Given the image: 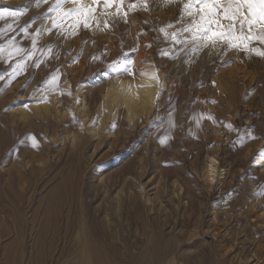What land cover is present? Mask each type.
Instances as JSON below:
<instances>
[{
    "label": "rangeland",
    "instance_id": "obj_1",
    "mask_svg": "<svg viewBox=\"0 0 264 264\" xmlns=\"http://www.w3.org/2000/svg\"><path fill=\"white\" fill-rule=\"evenodd\" d=\"M89 1L96 8L92 24L85 27L81 20L73 29L75 18L63 21V28H52L50 19L41 18L55 0H42L39 7L34 0H0V10L21 13L27 5L18 19L0 18V45L7 47V41L14 38L15 46L25 50L13 52L11 59L6 51L0 59V88L10 81V86L16 83L13 87L20 93L16 99H23L29 109V102L36 101L31 100L34 95H23L36 85L31 93L42 91L37 111L42 107L51 111L47 116L29 109L33 115L23 120L10 119L0 111V131L12 140L0 164V232L5 227L8 232L1 234L2 244L14 237L15 216L21 220L19 233L28 250L27 263L35 264L34 257L40 255L37 264H79L89 241L84 228L88 217L95 215L100 224L109 218L103 224L106 232L100 227L98 237L112 261L196 264V259H207L201 254L209 242L232 249L233 242L245 236L262 263L264 165L261 171V156L254 153L264 145V58L242 49L225 51L220 41L195 52L189 50L190 45L176 44L171 33L190 22L187 16L181 19L188 0H110L108 8L103 0ZM130 4L135 7L129 9ZM71 6L69 0L64 8ZM46 20L44 31L49 36L41 40L36 29ZM30 21L26 35L21 29ZM90 27L95 31L90 33ZM250 47L264 50L258 41ZM19 60L26 67L13 75L12 67ZM145 64H150L161 82L156 107L146 121L130 129L123 106L109 109L103 91L107 78L131 80ZM54 78L60 82L52 92L58 99L48 105V81ZM63 79L85 92L86 119L78 114L75 92L69 87L67 95L64 90ZM101 113L113 116L106 120L102 135L91 137L89 127ZM46 121L51 126L44 129ZM80 133L86 140L83 150L77 141ZM74 135L77 139L71 141ZM210 156L216 160L211 183L206 177ZM58 182H64L60 195L68 203L61 209L64 218L55 228L48 223L49 230L40 238L45 199ZM129 194L139 198L141 217L136 218L130 209ZM105 225L111 226L109 232ZM238 230L242 232L237 235ZM167 243L176 245L175 250L171 255L167 251L168 256L158 263L154 249H164ZM109 247H116L118 256Z\"/></svg>",
    "mask_w": 264,
    "mask_h": 264
},
{
    "label": "bare ground",
    "instance_id": "obj_2",
    "mask_svg": "<svg viewBox=\"0 0 264 264\" xmlns=\"http://www.w3.org/2000/svg\"><path fill=\"white\" fill-rule=\"evenodd\" d=\"M30 4H32V3H30ZM83 4L89 5V6L94 8V12L92 13V18H93L94 15L96 14V8H95L94 4L89 0H84ZM47 24H48V20L41 22L39 27H38V28H41L43 26L42 31L39 33V34H41V37L39 36L41 40L42 39L45 40L46 36L47 37L49 36L44 31L45 28L47 27ZM91 24H92V22L90 21L89 26ZM88 31L91 33V32H94L95 29L90 27V28H88ZM62 48H64V46ZM51 58H52V56H51ZM142 69L143 70L138 74V76H136V78H132L131 80L123 79V78L116 77V76L115 77L113 76V78L110 77L109 79L107 78V80H108V82L106 81L107 87H105V91H103L104 92L103 93V101L107 100L109 102V106H108L109 109L113 108V110H115L118 105L123 106V108L125 110L126 119H127V121H129V128L130 129H134L137 125H139L141 122L146 121L150 117V115L154 109L155 103H156V99H157V95H158V91H159V86L161 83L157 74H155L154 71L152 70V68L150 67V64H145L142 67ZM35 70H38V68ZM132 76H134V75H132ZM5 82L8 83L9 81H5ZM63 82H64V87H65L64 90H67V93H68L67 95H70L72 91L75 92V94H76L75 103H76V101H78V114L81 118L83 117L84 119H86L87 109L85 106L86 105L85 104V92L84 91L82 92V90H80L82 88L78 89L76 86H73V85L71 86L67 79H63ZM10 83H11V81H10ZM10 83H8L9 85L8 84L3 85V87L0 88V111H4L5 115L8 116V118H10V119L17 117V118L23 120V119L30 117L39 108V107H36L40 104V102L37 100H39V97L42 95L41 94L42 91L39 89H36L33 93H31L34 90V88L37 87L36 85L35 86L32 85L31 87H29L26 90L28 92H26V93L23 91L21 92L23 94L25 93L23 95L25 98L34 95L35 99H31V100H36V101H33V102L28 101L30 103V106H32V108H29V109H31L32 112L34 111L32 113L26 107V105L23 104L24 101H21L23 99H16L20 94L19 91H17L18 90L17 87L16 88L13 87V85H15L16 83H14V84L12 83V86H10ZM48 85L50 86V88H48L50 90H47V91L51 94L48 97V105H52L55 103V100L58 99L56 96L52 95V92L56 91L59 88L60 82H58L54 78V79H50L48 81ZM69 87H71L70 93H69ZM73 88H74V90H72ZM86 96H87V94H86ZM21 97H22V94H21ZM77 97H79L78 100H77ZM113 110H112V112H113ZM35 114L36 115L46 114L47 116H49V114L51 115V111L49 109H47L46 107H42V108H40L39 112L37 111V113H35ZM112 116H110L108 114V116L106 117L103 113H101V116L98 117V121L95 124L90 125V127H89V132L91 133V137H96V136L102 135V130L104 128V124L106 123V120H109L110 117H112ZM89 120H90V118L88 117L86 120V123ZM50 126L51 125L46 121V123L44 124V129L50 128ZM82 131L84 132L83 128H81V132ZM108 131H109V129H108ZM4 134H5L4 131L3 132L0 131V164L2 162L4 151L6 150L5 152H7V149H9L11 147L10 145L12 144V140L10 139L11 137L9 139H6V136H4ZM71 139H72L71 141L77 139L76 135H74ZM77 141H78L80 149L83 150L84 147H86L84 145L86 143V140L83 138L82 133H80V135L78 136ZM96 145H97V143H96ZM214 158L210 156V159H209L208 164H207V169H206V177H207V179H209L208 181L210 183L213 180V174L215 173V169H216V160ZM258 163H259L258 168L261 169L262 166L264 165V159L261 158L260 162H258ZM127 165H129V164H127ZM127 165H126V167H127ZM263 168L261 171H263ZM31 169L33 171L34 167ZM119 170L120 169H118L117 172H120ZM125 171L126 170H124V172ZM11 172H12V169L7 170L8 175H10ZM1 173H0V175H1ZM122 176H124V175H122ZM63 184H64V182L56 183L53 186L50 193L46 196V199H45L46 204H45L43 212H42V218L44 219L45 223L42 224V226H41L40 234H39L40 238H41V236H44V234L46 233V230L48 228L47 227L48 223L51 224L53 226V228H55L58 221L64 218V215H63L61 209L63 207H66L64 205L68 204V203L64 202V199H63L64 197H62L60 195V193L64 187ZM103 193L106 194L107 192H104V189H103ZM132 193L133 192H131V194ZM89 194L87 193L86 195H89ZM131 194L128 195V197H129L128 205H129L130 209H132V212H134V216L136 218L139 216L141 217L142 215H140V213L142 214V211L139 210V208H140V203L138 200L139 198H137V195H135V194L131 195ZM252 195L255 196L256 192L252 191L251 196ZM97 197H98V194H97ZM104 200H105V197H104ZM93 211H95V210L91 209V212H93ZM93 213L95 214V212H93ZM101 215H102V213H101ZM101 215H99V216H101ZM105 215H108V212H107V214L105 213ZM103 217H104V214H103ZM13 218H14V226H15L13 229L14 237H12V239L8 243L2 244L1 234H2V236H6V235H8V232L6 231V227L4 229H2V231L0 232V264H29V263H27V261H25V259L27 260V251L28 250H26V248L24 246L25 244H23L21 232L19 233L20 226H21L20 225L21 220L17 219L15 216H13ZM88 218H89L88 227L85 226L84 229L86 231V235L89 237V241H88V244H86L84 246L83 253L82 252L80 253L78 263L79 264H130V262L128 260L122 261V262L112 261L110 259V256L105 252V250L102 248L101 244L99 243L100 241H99V237H98V232L100 230V227L103 228L104 222L106 223L109 218L108 219L106 218L107 220L105 219L104 222H102L103 224L99 223V221H98L99 219L97 220L95 218V215L90 216ZM98 218H100V217H98ZM215 218L216 217H214L213 219H215ZM231 218L229 217V219H231ZM216 220H219V219L217 218ZM101 221H103V220H101ZM110 221H111V219H110ZM213 221L215 222V220H213ZM219 221H223V219L221 218V220H219ZM227 221H229V220L227 219ZM111 222L114 223L115 221L112 220ZM218 223L219 222L217 221L216 224H218ZM224 223H225V221H224ZM107 225H108V223H107ZM107 225H105L106 230L111 227V226L108 227ZM210 225L213 226L214 223L212 225V223L210 222ZM214 227H216V225H214ZM104 228L102 230H104ZM204 228H207V227L205 226ZM208 228H211V227L208 226ZM48 230H49V228H48ZM211 230H212V228H211ZM217 230H218V228H217ZM203 231H204V229H203ZM205 231L208 232L209 230L206 229ZM212 231H214V230H212ZM219 231H220V229H219ZM53 232H54V234L56 233L55 231H53ZM100 232H102V231H100ZM104 232H106V231L104 230ZM107 232H109V229L107 230ZM111 232H113V231H111ZM240 232H242V230L241 231L238 230V233H235V234L238 235V234H240ZM229 233L230 232H227V234H229ZM112 234H114V233H112ZM197 234H200V233H197ZM205 234H206V232H205ZM107 235H109V233ZM216 236H215V238H216ZM211 237H212V235H211ZM234 238H236V237H234ZM90 240H92V241H90ZM235 242H237V244ZM111 244L112 243L110 242V245ZM214 244L211 242L208 243V250L207 251L205 250L204 252H202L203 254H201V256H203L204 259H206L205 257H207V259L203 260V262L198 261V259H196V261H195L196 264H264V258H263L262 263H260L258 258L254 254H252L250 248L248 247L247 238L245 236H244V238H239V239L235 240L233 242L232 249H220L218 245H216V244L214 245ZM38 245H41V244L39 243ZM175 247H176V245L172 246L169 243H167L164 245V249H159V248L157 250L154 249L157 262L162 263V261L165 260V258L168 256L166 252L169 251V253H170L169 255H171L173 253L172 251L175 250ZM109 248H110L111 254L113 256H115V257L118 256V250L116 247L115 248L109 247ZM212 256L218 257L219 260H216L217 262L214 259L210 260L212 258ZM228 256H230V258H228ZM40 257H41L40 255H37L34 257L35 264L40 262V260H41Z\"/></svg>",
    "mask_w": 264,
    "mask_h": 264
},
{
    "label": "snow or ice",
    "instance_id": "obj_3",
    "mask_svg": "<svg viewBox=\"0 0 264 264\" xmlns=\"http://www.w3.org/2000/svg\"><path fill=\"white\" fill-rule=\"evenodd\" d=\"M41 2L42 0H34V6L39 7ZM68 2L69 0H55L48 7L47 12L41 14V18L50 19L52 28H63L64 24L62 22L71 18H75V23L71 25L73 29L80 24L81 20L84 26L88 27L94 8L81 4L80 0H71L72 6L64 8V5ZM165 2H171V0H165ZM103 6L108 8L110 0H103ZM26 7L27 5L21 10V13L10 11L7 8L2 9L0 10V18L12 16L18 19L19 15L26 10ZM116 7L119 10L120 4H117ZM134 7L135 5H129V9ZM144 7H148L147 3L144 4ZM185 16L189 18L190 22L182 29L171 33V39L176 44H183L186 48L190 45L189 50L195 52L209 45L215 47L217 41H220L225 51L228 48L242 49L246 54L254 53L264 58V50L259 47H250V43L253 41H258L261 45H264V0H188L181 10V19L183 20ZM30 23L31 21L21 29L26 35ZM42 28L43 26L37 28L36 33L39 34ZM183 33H190V35L185 36L183 40L178 39L177 37ZM71 34L75 35V31ZM32 45L35 49V36H32ZM8 47H11L12 50L8 51ZM6 51L7 59H11L13 52L20 54L25 50L16 47L13 38L7 41V47L0 45V59L5 58L4 53ZM28 55L31 56V53ZM38 63L39 61H37ZM25 67L24 60L17 61L12 67V74L18 75ZM108 67H112V65ZM228 127L231 128V125H228ZM255 155H259L264 159V145L261 146L258 152L254 153Z\"/></svg>",
    "mask_w": 264,
    "mask_h": 264
}]
</instances>
